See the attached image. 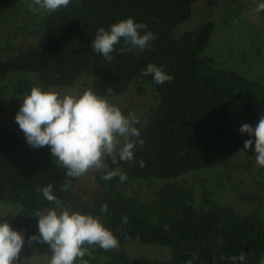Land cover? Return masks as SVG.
<instances>
[{
	"label": "trees",
	"instance_id": "obj_1",
	"mask_svg": "<svg viewBox=\"0 0 264 264\" xmlns=\"http://www.w3.org/2000/svg\"><path fill=\"white\" fill-rule=\"evenodd\" d=\"M47 2L39 36L0 59V83L17 76L14 90L24 95L88 77L95 95L116 97L138 82L155 103L128 134L88 157L90 178L82 188L78 154L64 142L31 140L0 123V200L17 206L0 229V264L37 255L62 264H261L259 205L238 211L206 189L196 204L192 186L178 178L220 167L259 143L264 74L251 78L220 67L205 53L214 21L177 29L197 0ZM235 108L251 129L237 125ZM129 179L162 183L144 194ZM55 204L68 208L76 241L50 235L54 224L45 210ZM134 240L169 255H133L127 244Z\"/></svg>",
	"mask_w": 264,
	"mask_h": 264
},
{
	"label": "rangeland",
	"instance_id": "obj_2",
	"mask_svg": "<svg viewBox=\"0 0 264 264\" xmlns=\"http://www.w3.org/2000/svg\"><path fill=\"white\" fill-rule=\"evenodd\" d=\"M47 11V0H0V59L39 36L38 23ZM204 20L215 23L205 53L214 57L217 65L244 72L251 78L264 74V0H197L191 18L181 22L177 29L193 28ZM16 81L17 76H12L0 83V123L22 130L31 140L50 137L64 142L69 151L78 154L81 188L89 183L88 157L128 134L133 122L143 121L155 103L153 92L138 82L119 96L100 97L90 89L88 77L70 87L43 90L36 86L24 95L14 90ZM234 116L238 126L251 129L248 117L239 108L234 109ZM178 180L192 186L196 204H200L201 192L206 189L216 202L229 204L238 211L257 205L264 211V134L252 151L242 152L220 167L193 171ZM129 181L144 194L152 193L162 183ZM16 209V205L0 200L1 230L8 226ZM45 215L54 224L51 236H61L63 243L79 239L71 230L66 206L55 204L45 210ZM127 250L133 255H169L166 248L138 240L128 243ZM25 264L62 263L47 255H37Z\"/></svg>",
	"mask_w": 264,
	"mask_h": 264
}]
</instances>
